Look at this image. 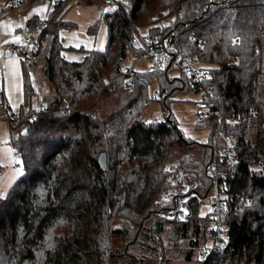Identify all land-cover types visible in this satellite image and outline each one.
Masks as SVG:
<instances>
[{
    "label": "trees",
    "instance_id": "obj_1",
    "mask_svg": "<svg viewBox=\"0 0 264 264\" xmlns=\"http://www.w3.org/2000/svg\"><path fill=\"white\" fill-rule=\"evenodd\" d=\"M67 1L46 2L43 19L33 15L25 22L33 40L20 59L24 102L34 92L30 68L40 59L54 96L38 109L9 114L15 121L10 144L23 175L0 197V264H163V235L170 230L172 244L186 245L185 259L198 248L206 251L201 264H264V83L258 78L264 0H101L115 4L112 11L101 9L96 20L106 26L105 48L82 50L79 62L64 58L59 36L75 27L64 19ZM154 46L163 55L159 68H122L128 54L150 58ZM182 54L199 63L201 91L183 71ZM152 83L156 96L149 97ZM119 89L130 100L99 119L102 92ZM186 91L200 92L209 106L205 121L212 131L205 144L184 137L171 120L169 103ZM0 97L8 110L1 87ZM153 99L165 111L160 122L144 119ZM215 139L231 150L226 159H218ZM193 146L203 154L198 169L184 170L186 180L200 197L213 188L222 194L217 226L197 200L184 223L157 215L165 208L161 192L170 150ZM100 153L106 155L105 170L97 163ZM212 160L217 182L209 176ZM142 241L151 243L137 255Z\"/></svg>",
    "mask_w": 264,
    "mask_h": 264
},
{
    "label": "rangeland",
    "instance_id": "obj_2",
    "mask_svg": "<svg viewBox=\"0 0 264 264\" xmlns=\"http://www.w3.org/2000/svg\"><path fill=\"white\" fill-rule=\"evenodd\" d=\"M96 1H100L101 3V0L87 2L89 5H95ZM87 2L85 1L80 3L81 5H88ZM9 3L7 4V2H0V22L4 20L10 25V32L7 34L5 33V36L1 37L0 40V77L2 79L0 82V87L2 89V96L5 99V105L9 108V111L7 110L6 113H8V115H18L21 112L24 113L27 111L29 107L32 109H38L40 106L50 102L54 96L53 87L50 85L44 74L43 59H40L37 65L31 66L30 68L29 81L34 92L31 95L30 103L26 104L24 102L20 59L26 58L25 53L29 51L31 45H26L22 51H8V47L10 45H19L26 37H29L32 42L33 37L30 36V32L26 29L25 22L32 15H37L39 18L43 19L45 17L47 3L43 2L31 6V3L25 0V5L22 7L20 12H11ZM29 4L31 7L28 9L26 6ZM2 7L3 11H1ZM101 8L104 10V12H109L115 8V4L109 5L101 3ZM96 20L97 17H93L92 20L88 22L89 25L86 24L87 26L85 29L82 27L80 22H76V27L61 30L59 36L62 39V45L65 48L63 51V56L67 61H81L86 55L82 50L100 51L105 48L106 26L102 20H100L98 23H96ZM2 24L3 23H0V25ZM90 26L94 28V32L88 30ZM139 33L140 35L144 36L146 33V28H141ZM138 44H141L140 41H138ZM44 50L48 51V43L44 44ZM28 60L30 61V59ZM260 65L261 74L258 78L264 83V39L260 46ZM122 68H132L134 72L144 73L150 71L151 65L149 58L144 55L133 58L131 54H128L122 62ZM177 74V71L170 72V75L173 76ZM156 89V84L152 83L148 92L149 97H151V93H153ZM130 98L131 96L126 93L125 89L103 91L101 94L100 104L97 108V117L102 120L109 115L118 112L125 106ZM199 100L200 92L186 91L184 93H177L174 96L173 101L169 103V114L171 120L176 124L184 137L193 142L205 144L210 137L212 124L209 121H205L204 119H198V115L193 104ZM1 103L2 100L0 97V183L2 182L3 172L8 168V170H10L12 164L11 161H13L14 167L21 168L20 161L14 154L10 144V121H8V119H4L3 110L5 109V106ZM164 112L165 111L163 110L161 103L158 100L153 99L147 104L144 110V119L148 122H160L164 119ZM202 154L203 149L201 146H193L189 150L174 148L170 150L168 154L166 166L177 165L183 170V172H185V169L189 168L198 169ZM6 161L9 164L8 168L7 165L4 164ZM167 174L168 173H166V176ZM201 212L203 214L210 212L206 202L202 203ZM159 225L162 224L160 223ZM159 225L157 226L156 224L157 227H160ZM164 226L165 225L163 224V227ZM163 239V246L166 249V257H168V260L163 264H177L175 262L182 256L184 257L186 254V245L182 244V242L179 243V245L172 244L171 230L169 232H165ZM142 242V247L137 246L134 250L135 254L137 255L145 254L147 250L146 245L151 243V241ZM113 246L120 247V240L114 239ZM198 253V248H195L193 251L194 258L198 257ZM195 262L196 261L194 260V263ZM141 264H159V262L154 259H146Z\"/></svg>",
    "mask_w": 264,
    "mask_h": 264
},
{
    "label": "built area",
    "instance_id": "obj_3",
    "mask_svg": "<svg viewBox=\"0 0 264 264\" xmlns=\"http://www.w3.org/2000/svg\"><path fill=\"white\" fill-rule=\"evenodd\" d=\"M45 2H53L57 4L59 0H43ZM110 1V0H109ZM10 4L11 12H20L22 7L25 5V0H12ZM168 43V40H167ZM26 45H32L31 39L25 38L23 42L19 45L12 44L8 47L9 52H17L22 51V49ZM153 56L149 58V62L151 68H159L162 63L163 55L159 54L161 47L154 46L151 48ZM183 61V71H185L192 82L197 86V88L201 91L200 80L202 77L199 72V63L193 56H189L187 54L181 55ZM198 64V65H197ZM152 96H156V94L152 93ZM194 108L197 112L198 118L206 120L209 117V106L207 103L202 101L194 102ZM4 119H8L10 121V128H15V121L11 119L6 113V107L3 110ZM231 123L235 122V119L232 118L230 120ZM219 131H217V135ZM227 145L232 146V141H227ZM213 149L217 150L216 153L218 155V159L221 161L226 159L229 155H231V150L224 148L223 146H219L218 142L214 141ZM217 164L215 160H212L209 164V167L212 168L209 171V176L217 182L218 171ZM165 172L168 173L165 177V181L162 187L161 192V201L164 203L165 208L158 212V217L162 220L173 221L177 223H184L189 219L190 216V202L192 200H197L201 203L206 202L210 209V214L215 218V226L218 225L217 215L222 212L225 208V200L222 197V194L217 190V188L211 189L210 193L205 197H200L195 191L192 190L191 184L186 180L187 174L183 172L177 165H168L165 168ZM224 178V176H223ZM206 258V251L200 254V260Z\"/></svg>",
    "mask_w": 264,
    "mask_h": 264
},
{
    "label": "crops",
    "instance_id": "obj_4",
    "mask_svg": "<svg viewBox=\"0 0 264 264\" xmlns=\"http://www.w3.org/2000/svg\"><path fill=\"white\" fill-rule=\"evenodd\" d=\"M85 1L87 2V1H93V0H68L67 1V11H66L65 16H64V19L75 24V27L77 25L76 22H78V23L80 22L84 29L87 25H89L88 22H90L93 17H97V19L99 18L100 12L102 9L100 1L99 2L96 1L95 5H93V4L89 5L88 2H87L88 5H81L80 2H85ZM31 6L29 4L26 7L29 9ZM46 12H47V5H46ZM45 15H46V13H45ZM0 23H3L2 25H0V40H1V37L5 36V33L7 34L8 32H10V25L8 22H5L4 20ZM26 38H29V37H26ZM10 152H11V150H10ZM6 160H7V158H6ZM11 162H12V164H11L10 170H8L9 164L7 163V161L4 163L7 165L8 169L5 170L3 172V175H2V182L0 183V185H1L0 186V197H4L6 195L9 188L11 187V185L20 176L19 173L21 171V168L14 167L13 161H11ZM15 166H17V165H15ZM200 253H201V251L198 253V257H196V258H194L193 253H192V258H190V259H185V257L182 256L175 263H177V264H192V263H194V260H195L196 262L194 264H201V262H198V261H200L199 260Z\"/></svg>",
    "mask_w": 264,
    "mask_h": 264
},
{
    "label": "water",
    "instance_id": "obj_5",
    "mask_svg": "<svg viewBox=\"0 0 264 264\" xmlns=\"http://www.w3.org/2000/svg\"><path fill=\"white\" fill-rule=\"evenodd\" d=\"M46 104H44L43 106H45ZM97 163L99 165V167L101 168V170H105L106 169V155L104 153H100L97 159Z\"/></svg>",
    "mask_w": 264,
    "mask_h": 264
},
{
    "label": "snow or ice",
    "instance_id": "obj_6",
    "mask_svg": "<svg viewBox=\"0 0 264 264\" xmlns=\"http://www.w3.org/2000/svg\"><path fill=\"white\" fill-rule=\"evenodd\" d=\"M19 175H23V172H22V170L20 171Z\"/></svg>",
    "mask_w": 264,
    "mask_h": 264
}]
</instances>
